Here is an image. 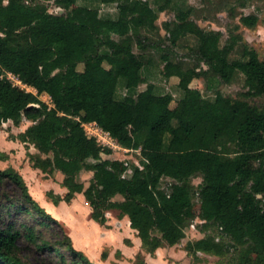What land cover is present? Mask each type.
I'll use <instances>...</instances> for the list:
<instances>
[{
    "label": "trees",
    "instance_id": "trees-1",
    "mask_svg": "<svg viewBox=\"0 0 264 264\" xmlns=\"http://www.w3.org/2000/svg\"><path fill=\"white\" fill-rule=\"evenodd\" d=\"M29 1L0 0V130L9 121L31 122L18 139L44 155H31L32 167L62 173L67 190L62 200L69 203L82 193L98 224L106 225L110 210L127 216L149 252L163 242L178 244L199 218L204 230L215 227L221 238L205 235L188 242L189 255L216 256L219 264H264V61L258 53L244 45L246 60L230 59L235 39L221 48L219 31L204 30L192 20L191 9H178L164 29L171 46L195 38V64L186 68L172 60L170 49L162 53L163 76L177 78L183 92L172 107L173 97L156 95L141 75L151 64L144 51L153 47L150 35L159 32L158 13L171 0L157 8L152 0H99L117 4L115 18L100 17L78 0H53L62 14ZM240 22L252 28L258 17L244 15ZM9 73L36 93L14 85ZM238 73L246 90L237 98L225 96L219 85L231 84ZM194 80L204 81L214 100L191 87ZM119 85L137 92L118 99ZM141 85L146 87L138 91ZM42 93L51 105L40 99ZM89 123L120 149L140 152L141 166L130 177H125L128 164L113 157L115 149L86 133L83 124ZM84 170L92 173L86 188L78 179ZM197 176L201 182L195 187ZM164 177L170 183L161 188ZM5 181L20 198L5 194L0 216L24 214L32 221L0 226V264H28L19 256L21 236L59 264H93L67 234L46 238L45 229L57 221L32 198L15 169L0 171V184Z\"/></svg>",
    "mask_w": 264,
    "mask_h": 264
},
{
    "label": "rangeland",
    "instance_id": "rangeland-1",
    "mask_svg": "<svg viewBox=\"0 0 264 264\" xmlns=\"http://www.w3.org/2000/svg\"><path fill=\"white\" fill-rule=\"evenodd\" d=\"M34 2L44 3L50 13H64L53 0H34ZM150 2L154 8L164 5L162 0ZM77 3L96 8L99 16L103 18H115L118 14L117 4H103L99 0H78ZM178 9H191L192 20L204 30L219 31L221 33L219 42L221 48L226 47L235 39L236 44L229 53L230 59L245 61L246 58L242 51L243 46L246 45L254 49L260 60L264 61V0H171V4L166 10L158 13L156 24L159 32L150 35L154 44L153 47L151 45L147 47L144 54L151 59L150 67L153 72L150 75L147 73L148 78L154 82L157 94L174 95L172 107L175 106L176 99L183 92L177 85V78L167 79L163 76L162 53L170 49L172 60L181 63L186 68L195 64L191 52L196 44L195 38L186 36L176 45L171 46L168 34L164 29V23L173 21ZM244 15L258 17L257 24L252 28L243 25L240 22V17ZM133 50L136 53L141 52L136 44H134ZM78 68L81 70L82 65ZM7 77L14 82L9 74ZM145 87L146 85H141L138 91ZM191 87L199 89L204 98L214 100V92L207 90L204 81L194 80ZM25 88L36 93V90L31 87L25 86ZM218 88L225 96L237 98L246 90L245 77L238 73L231 84L222 83ZM136 92L132 93L123 85H119L116 97L121 99L128 94L135 95ZM40 99L51 105L48 94H40ZM250 102L259 104L262 100L253 99ZM30 125L31 122L26 119H23L19 125H14L10 121L3 124L0 130V171L8 168L15 169L23 178L32 198L57 221L49 229H45L47 239L56 241L61 235L67 234L73 245L82 251L93 264H219V258L216 256L199 252L196 257H193L185 250L188 242L201 239L205 235L221 238L215 227L204 230V221L199 218H195L185 229V237L178 244L170 246L163 242L153 252H149L143 247L137 231L130 227L129 220L119 216L116 210L106 213L107 222L103 226L91 218V208L82 193L75 194L69 203L62 200L67 192L63 187L64 175L60 172L45 174L33 168L30 156L44 158V155L39 153L32 144L22 143L18 139L19 133ZM87 130L88 133L98 134L92 127H88ZM96 138L107 145L113 143L105 135H99ZM113 157L122 159L128 164L129 167L125 173L127 178L132 175L135 167L141 166L140 152L136 150L116 148ZM88 162L94 161L88 160ZM91 178L92 173L85 170L78 177L85 188L89 185ZM200 182L201 177L192 178L195 187ZM169 183L170 179L164 177L160 182V187L165 188ZM5 194L10 199L18 200L20 198L19 190L9 181L0 184V204L6 203ZM56 199L58 202H55ZM115 200L121 201L122 198L118 196ZM10 220L18 221L17 224L32 221L24 214H13L12 216L1 214L0 226ZM153 234L160 239L158 231H153ZM17 246L19 256L28 264H59L55 256L37 251L22 236L17 240Z\"/></svg>",
    "mask_w": 264,
    "mask_h": 264
},
{
    "label": "built area",
    "instance_id": "built-area-1",
    "mask_svg": "<svg viewBox=\"0 0 264 264\" xmlns=\"http://www.w3.org/2000/svg\"><path fill=\"white\" fill-rule=\"evenodd\" d=\"M9 75L13 78V80H14V82H13V84L14 85H17V86H20V87H22V88H25V85L24 84H22L21 83V81L16 77V76H14V75H12V74H10L9 73ZM26 89V88H25ZM27 90V89H26ZM83 127H84V129H85V131H86V133L88 134V135H90V136H93V137H97V136H99V135H105V136H107L110 140H112L111 138H110V136L107 134V133H104L95 123H89V124H83ZM88 127H92L93 129H94V132H97L98 134H95V133H88L89 131L87 130L88 129ZM97 139V138H96ZM98 140V139H97ZM98 142H100L99 140H98ZM113 142V141H112ZM101 143V142H100ZM101 144H103V145H107V144H105V143H101ZM112 145H107V146H110V147H112L113 149H116V148H118V149H120L119 147H117L114 143H111ZM119 160H121V161H124V160H122V159H119Z\"/></svg>",
    "mask_w": 264,
    "mask_h": 264
},
{
    "label": "crops",
    "instance_id": "crops-1",
    "mask_svg": "<svg viewBox=\"0 0 264 264\" xmlns=\"http://www.w3.org/2000/svg\"><path fill=\"white\" fill-rule=\"evenodd\" d=\"M151 72H153V71L151 70L150 65H146V66L142 67V69H141V75H142V77H143L147 82L153 84L155 94H156V95H165L166 93H161V94H157V93H156V86H155L154 82H152V80H150V78H148V76H147V73H149V75H150ZM172 78H175V77H172ZM169 95H171V96L174 98V95H172V94H169ZM182 97H183V94H181V96H180L179 98H177L176 100L178 101V100H180ZM124 217L127 218V216H124ZM127 219H128V218H127Z\"/></svg>",
    "mask_w": 264,
    "mask_h": 264
}]
</instances>
